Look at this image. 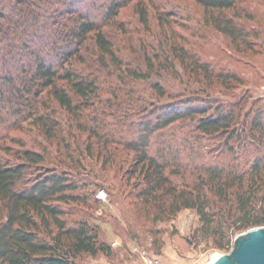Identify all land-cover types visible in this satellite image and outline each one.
<instances>
[{"label":"trees","instance_id":"trees-1","mask_svg":"<svg viewBox=\"0 0 264 264\" xmlns=\"http://www.w3.org/2000/svg\"><path fill=\"white\" fill-rule=\"evenodd\" d=\"M132 1L0 0V72L3 63L11 69L0 73V121L15 117L17 126L28 120L60 150L64 141L58 137L62 133L60 120L47 102L70 112L79 128L86 129L84 108L92 106L91 102L100 103L104 70L118 81L146 80L155 60L159 70L169 65L174 68L178 61L185 71L201 75L205 81L213 77L222 84L239 80L234 73L215 71L184 46H175L171 35L167 41L169 24L159 14L160 26L167 28L161 33L168 46L165 62L146 52L139 68L132 70L108 30L119 10ZM193 1L218 31L237 43L241 30L226 11L236 9L239 0ZM135 9L140 23L149 27L145 2L136 0ZM166 58H171L169 64ZM143 66L150 69L147 74L142 72ZM150 87L157 97L165 95L159 83ZM128 102L127 106L133 105V101ZM214 102L212 98H181L160 104L135 122H123L121 131L106 118L96 116L87 130L106 138L97 141L98 155L112 154V143L132 153L127 170L142 182L136 184L135 199L147 211L155 209L154 219H169L183 208H193L201 221L196 237L210 238L219 249H230L238 232L264 225V122L261 114H255L236 128L240 119L237 105L214 106ZM124 113L126 108L118 117ZM187 120L203 134L234 136L244 156L198 162L181 154L173 139L157 144L154 138L158 132ZM64 147L56 156L44 148H24L17 162L0 160V264H81L77 261L81 254H113L94 226L85 220L72 222L62 206L79 200L73 193L78 184L67 170L71 168L67 161L70 147ZM84 147L91 154V143ZM195 175V182L185 178ZM178 176H185L182 182L174 180Z\"/></svg>","mask_w":264,"mask_h":264},{"label":"rangeland","instance_id":"rangeland-1","mask_svg":"<svg viewBox=\"0 0 264 264\" xmlns=\"http://www.w3.org/2000/svg\"><path fill=\"white\" fill-rule=\"evenodd\" d=\"M143 2L149 11V27L139 21L136 0L121 8L115 24L108 27L115 47L132 70L139 68L137 65L146 52L152 55V59L157 54L160 62H165L168 46L161 33L167 28L160 26L159 14L169 24L167 41L171 35L175 46H184L189 53L209 62L215 71L234 73L239 80L222 84L213 77L205 81L201 75L195 77L190 71H185L178 61L174 68L169 65L165 70H159V63L155 60V67L146 80L126 78L123 79L125 81H118L104 70L100 103L91 102L92 106L84 108L88 116L83 124L86 129L79 128L70 112L47 102V106L54 107L55 116L60 120L62 133L58 137L64 139L60 143L61 149H57L56 144L46 139L30 121L26 120L20 125L17 123L16 126V118L9 117L12 120L0 121V160L17 162L24 148L36 151L44 148L56 156L63 152L64 146L70 147V158L66 154L65 158L72 169L67 170L78 184L73 193L79 200L62 206L69 211L68 218L72 222L87 221L96 228L99 239L113 249L111 256L81 254L77 257L81 264H97L100 259L106 262L100 264H145L142 250L151 255L156 254L155 249L162 253L164 245L175 249V259L168 264H209L232 247L219 249L212 239L196 237L201 221L193 208H183L169 219H154L155 209L147 211L140 200L135 199L138 191L136 184L142 182L137 174L127 170L132 153L112 143L109 144L112 154L103 156L102 152L101 157L98 155L100 143L97 141L101 139L103 142L106 138H99L87 128L91 127L93 118L97 116L106 118V122L114 124L121 131L123 122H135L144 112L181 98H212L215 100L214 106L236 104L240 113L236 128H240L244 120L249 122L255 114H261L264 122V0H239L236 9L226 11L227 16H234L241 30L242 37L237 43L218 31L207 19L204 9L193 0ZM89 46L92 45L89 43ZM166 59L169 64L171 58ZM141 70L145 74L150 71L145 66ZM8 71H11L10 66L3 63L0 73ZM155 82L164 88V96L157 97L150 87ZM113 90L115 93H112ZM128 99L133 101L130 102L133 105H126ZM136 103L142 107L138 109L134 105ZM123 108H126V113L118 117ZM256 135L259 137V134ZM165 138L173 139L181 154L198 162L230 161L234 155L241 157L243 153L234 136L230 138L229 133L203 134L193 129L188 120L178 121L170 130L158 132L154 139L159 144ZM89 142L92 145L91 154L84 147ZM252 157L253 154L250 155ZM183 177L178 176L174 180L182 182ZM195 177L185 178L195 182ZM100 190L105 192V198L98 197ZM0 218L3 219V215ZM154 238L157 242H153ZM118 248H121L122 257L118 254Z\"/></svg>","mask_w":264,"mask_h":264},{"label":"water","instance_id":"water-1","mask_svg":"<svg viewBox=\"0 0 264 264\" xmlns=\"http://www.w3.org/2000/svg\"><path fill=\"white\" fill-rule=\"evenodd\" d=\"M210 264H264V225L236 234L229 252Z\"/></svg>","mask_w":264,"mask_h":264},{"label":"built area","instance_id":"built-area-1","mask_svg":"<svg viewBox=\"0 0 264 264\" xmlns=\"http://www.w3.org/2000/svg\"><path fill=\"white\" fill-rule=\"evenodd\" d=\"M105 192L100 190L98 192L99 198H105ZM142 258L145 264H164V256L162 253L149 254L146 250H142Z\"/></svg>","mask_w":264,"mask_h":264},{"label":"crops","instance_id":"crops-1","mask_svg":"<svg viewBox=\"0 0 264 264\" xmlns=\"http://www.w3.org/2000/svg\"><path fill=\"white\" fill-rule=\"evenodd\" d=\"M164 246H165V248H161V251L164 254L163 256H164V259L166 261V264H168V262L170 263V261H173L175 259V254L173 253L175 249L171 248L170 246H167V245H164ZM120 249L121 248H118V250H119L118 254L120 257H122V251ZM102 262H104V260L100 259L97 262V264H100ZM104 263H106V262H104Z\"/></svg>","mask_w":264,"mask_h":264},{"label":"bare ground","instance_id":"bare-ground-1","mask_svg":"<svg viewBox=\"0 0 264 264\" xmlns=\"http://www.w3.org/2000/svg\"><path fill=\"white\" fill-rule=\"evenodd\" d=\"M216 258H217V257H216ZM216 258H215V259H216ZM215 259H214V260H215ZM210 263H211V262H210ZM210 263H209V264H210Z\"/></svg>","mask_w":264,"mask_h":264}]
</instances>
